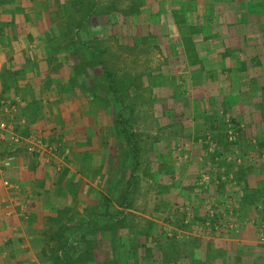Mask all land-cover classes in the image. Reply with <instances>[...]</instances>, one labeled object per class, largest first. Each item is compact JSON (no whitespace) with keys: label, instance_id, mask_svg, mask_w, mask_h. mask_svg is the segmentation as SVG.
<instances>
[{"label":"crops","instance_id":"1","mask_svg":"<svg viewBox=\"0 0 264 264\" xmlns=\"http://www.w3.org/2000/svg\"><path fill=\"white\" fill-rule=\"evenodd\" d=\"M151 1H146L143 10L154 7L155 0ZM29 2L30 8L25 10L39 16L54 7V0L52 6L49 0ZM173 2L170 14L182 16L180 23L164 20L157 25L175 38L174 59H170L178 60L181 71L172 77L173 86L187 89L185 102L191 119L188 115L181 119L180 102L167 99L162 103L169 116L161 119L163 135L154 142V152L159 159H168L166 153L173 154V159L183 154L175 145V135L182 131L193 138L201 135L216 124V109L230 112L242 123L251 149L238 158L234 171L245 169L243 181H229L233 177L226 167L232 158L230 147L219 148L218 156L197 143L184 154L183 178H177L180 166H175L174 182L187 183L185 190H198L196 176L208 165L210 188L200 191L194 200L215 195L214 205L233 211L236 228L204 235L206 252L213 249L215 257L205 264H264V149L255 148L259 140L264 142V0ZM4 7L0 6V103L14 105L11 123L23 138L18 142L0 139V264H47L39 257V249L42 235H49V218L60 214L64 219L65 210L68 215L73 211L83 214L87 205L93 209L100 205L98 193L111 192L105 181L117 169L118 126L112 111L94 103L81 89L80 80L69 81L72 59L63 57V52L46 51L40 37L49 25L40 27V18L26 24L20 12L7 17ZM29 35L30 41L26 40ZM55 64L58 67L53 69ZM2 108L1 116H8ZM42 140L57 143V154L37 153ZM33 143L36 151L28 149ZM170 145L173 151L167 148ZM9 154L14 158L7 164ZM219 189L222 191L217 192ZM193 207L202 208L201 204ZM78 222L77 218L69 225Z\"/></svg>","mask_w":264,"mask_h":264},{"label":"rangeland","instance_id":"2","mask_svg":"<svg viewBox=\"0 0 264 264\" xmlns=\"http://www.w3.org/2000/svg\"><path fill=\"white\" fill-rule=\"evenodd\" d=\"M2 1L0 6L5 5L4 11L7 17L20 12L21 20L26 24L37 22L40 18V27L49 25L40 37V40L46 43V51L55 55L63 52V57L71 58L69 81L75 83L80 80L81 89L84 88L90 99L110 109L111 115L115 117L120 105L114 102L110 89L100 73V68L91 66L90 61L93 63L94 59H89L90 57L87 56L89 52L85 50V47L78 44L74 46L71 42L77 19L84 11L82 9L90 5V0H54V7L52 0H49L48 3L52 7L47 10V15L43 13L41 16L35 11H27L31 0H18L21 3H17V0ZM95 1L97 3L95 12L89 16L88 25H84L80 32L88 41L97 45L99 49H103L101 57L113 74L116 86L122 92L126 107L123 117L134 130L140 152L134 186L128 198L130 204L123 207L120 202L129 175L131 152L124 132L117 127V132L115 129L119 144L116 155L117 169L115 174L110 176L112 178H107L105 181V184L108 182L107 187L112 188L111 192L98 193L96 200L100 202V205L94 209L87 205L83 209V214L73 211L68 215L65 210L64 219L62 215L60 217V214L52 219L49 218V235H42L43 245L39 249V257L47 264H62L57 255L61 253L65 255V249L60 245V238L66 235L75 245L72 252L76 253V250H79L78 260L84 264H205V262H213L214 250L210 249L206 252L208 245H205L203 237L236 228V220L232 218L233 211L231 208L222 209L214 205L212 202L215 195L194 200L200 191L208 192L210 188L207 184L211 177L208 165L199 169V174L196 176L195 182L201 187L199 191L188 188L185 190L184 187H188L187 183L183 185L175 183L174 170H177L175 166L179 165V171L176 172L177 175L179 173L177 178L180 179V175L183 178L182 172L185 167L181 165V162L185 159L184 154L190 146L199 143L206 148L207 152L217 155L221 153L218 151L219 148L224 149L228 146L230 147L229 156L232 158L229 166L226 165V167L230 168L233 174L229 181L234 182L233 179H236V183L243 181L246 178L245 169L234 171V165H236L235 162H239L238 158L244 157V154L251 149L247 139L244 138L245 128L230 112L216 109L218 117L213 122L216 124H211L207 130H203L201 135L193 138L190 132L183 133L184 131L175 135L173 139L178 141L175 145L183 149V154L173 159V154L166 153L168 159H163L162 156L159 159L154 152V142L157 141L158 136L163 135V128L160 127L161 119L167 120L169 116V113L161 108L162 103L164 104L167 99L175 103L180 102L181 119L185 115L191 119V112L187 109L185 102L189 99L187 89L173 86L172 77H178L177 74L180 75L178 71H181L178 60H173L175 38L168 37L161 26L157 25L164 20L179 24L182 16L175 12L170 14V10H173V0H155L154 7L150 9L148 7L149 10H143L147 0ZM148 1L152 4L151 0ZM11 20H13L12 17ZM31 39L30 35L26 37L28 41ZM167 41L170 47L165 45ZM71 45L73 48L70 50ZM56 67L58 64H55L53 69ZM182 81L186 84V79L183 78ZM173 89H178L175 94H172L175 91ZM5 103L8 106L12 104ZM13 110L7 112L8 116L5 115L9 121L14 119ZM111 128L114 132L113 125ZM219 128L221 131L218 130ZM214 129L221 135L217 132L215 135ZM20 136L23 138L22 134ZM262 138L261 141H264L263 136ZM219 139H223L225 143ZM42 142L41 150L46 155L57 154L59 150L57 143L46 140ZM258 142L255 148L260 151V147L263 150L264 142L260 143V140ZM30 146H34L35 149L37 147L34 143ZM49 146L53 147L51 149L53 151H50ZM167 148L170 150L172 148L173 151V145ZM150 151H153L151 156ZM220 189L217 192L222 191ZM196 195L197 197H194ZM194 204H201L202 208L196 210L193 207ZM104 208L105 214H103ZM77 218L78 224L69 225ZM65 226H69L70 229L64 232ZM77 239L80 241L77 242ZM195 251L198 254L194 255ZM200 252L204 253L200 255Z\"/></svg>","mask_w":264,"mask_h":264},{"label":"trees","instance_id":"3","mask_svg":"<svg viewBox=\"0 0 264 264\" xmlns=\"http://www.w3.org/2000/svg\"><path fill=\"white\" fill-rule=\"evenodd\" d=\"M1 2L3 1L0 0V3ZM96 7H97L96 1L90 0V5H88L85 9L84 8L82 9L84 11H82V15H80L77 19L75 29L72 32L71 42L72 44H74V46L78 44L86 48L85 50L89 52L87 54V56L90 57L89 59H92V58L94 59L93 63L90 61L91 66H93V68H95V66L100 68V73L103 75V79L105 80V82L108 85V88L110 89V93L114 99V102L119 103L120 105V108L116 113V117L114 121H115V124L118 126L119 130L124 132L126 143L131 152V164L129 166V175L126 181V188L123 192L122 200L120 202V204L123 207H127L128 204H130L128 201L129 194L132 191L133 186H134L135 170L138 166L139 147L136 142V138H135L136 136H135L134 130L131 128L132 127L131 124L127 121L125 117H123V112L126 107L123 101L122 92L120 88L116 86L113 74L110 72L108 66L106 65V62L101 57V53L103 52V49L102 50L99 49L97 45H94L92 42L88 41V39H86L83 36V34L80 32V29L84 27V25L85 26L88 25L89 16L95 12ZM69 48L71 50L73 46L71 45ZM105 211L106 209L104 208L103 214H105ZM68 229H70L69 226L63 227L64 232ZM78 241H80V239H77V242ZM60 245H61V248L65 249V255L62 253L57 255V258L61 259L62 264H84L78 260L79 250H76V253L72 252L75 248V245L72 242H70L69 236L62 235L60 238ZM79 245H80V242H79ZM88 247L91 248L92 246H88ZM83 248L86 249V247H83Z\"/></svg>","mask_w":264,"mask_h":264},{"label":"built area","instance_id":"4","mask_svg":"<svg viewBox=\"0 0 264 264\" xmlns=\"http://www.w3.org/2000/svg\"><path fill=\"white\" fill-rule=\"evenodd\" d=\"M13 106L14 105H12V104L8 106V105H2V102L0 103V108L3 107L2 109L4 111H6V112H9L10 108H12ZM0 111H1V109H0ZM5 137L8 138L9 140H12V141H15V142H18V141L22 140V137L20 136V134L14 130L11 121H9L5 117H2L1 114H0V139H3ZM42 143L43 142L40 141L41 145H43ZM46 146H48V145H46ZM28 148L31 151L35 149L33 146H29ZM52 148H53L52 146L49 148L50 151H53V150H51ZM41 149H42V147H40V149H38L37 152L43 153L45 155V153ZM13 158H14L13 155L7 156L6 159H5L6 163L7 164L11 163ZM4 183L8 184V181L5 180Z\"/></svg>","mask_w":264,"mask_h":264}]
</instances>
